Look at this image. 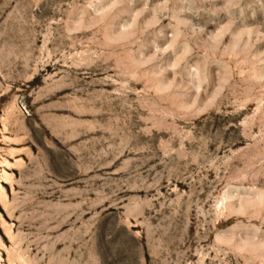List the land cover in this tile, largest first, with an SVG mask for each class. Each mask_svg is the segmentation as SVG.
I'll list each match as a JSON object with an SVG mask.
<instances>
[{
    "label": "rangeland",
    "instance_id": "374dc122",
    "mask_svg": "<svg viewBox=\"0 0 264 264\" xmlns=\"http://www.w3.org/2000/svg\"><path fill=\"white\" fill-rule=\"evenodd\" d=\"M0 264H264V0H0Z\"/></svg>",
    "mask_w": 264,
    "mask_h": 264
},
{
    "label": "bare ground",
    "instance_id": "6f19581e",
    "mask_svg": "<svg viewBox=\"0 0 264 264\" xmlns=\"http://www.w3.org/2000/svg\"><path fill=\"white\" fill-rule=\"evenodd\" d=\"M2 204H3V206H4V202H3V200H2Z\"/></svg>",
    "mask_w": 264,
    "mask_h": 264
}]
</instances>
